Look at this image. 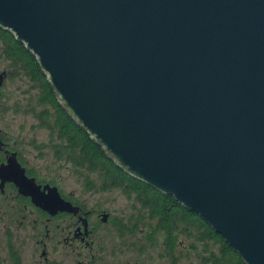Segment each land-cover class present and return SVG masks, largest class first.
I'll list each match as a JSON object with an SVG mask.
<instances>
[{"label":"water","instance_id":"1","mask_svg":"<svg viewBox=\"0 0 264 264\" xmlns=\"http://www.w3.org/2000/svg\"><path fill=\"white\" fill-rule=\"evenodd\" d=\"M0 27L106 157L264 264V0H0Z\"/></svg>","mask_w":264,"mask_h":264},{"label":"trees","instance_id":"2","mask_svg":"<svg viewBox=\"0 0 264 264\" xmlns=\"http://www.w3.org/2000/svg\"><path fill=\"white\" fill-rule=\"evenodd\" d=\"M0 52L36 84L38 94L29 112L37 127L47 130L55 158L70 163L87 190L117 188L142 211L130 225L115 221L120 223V233H132L136 223L138 227L143 223L144 241L159 244L163 253L160 256L169 259L170 264H178V254L185 249L188 254H198L202 263L246 264L198 214L106 157L101 146L59 104L33 54L2 27Z\"/></svg>","mask_w":264,"mask_h":264},{"label":"flooded vegetation","instance_id":"3","mask_svg":"<svg viewBox=\"0 0 264 264\" xmlns=\"http://www.w3.org/2000/svg\"><path fill=\"white\" fill-rule=\"evenodd\" d=\"M9 75L8 68L0 69V167L11 159L16 169L0 172V264H93L102 248L99 238L105 230L119 231L120 223L115 221L121 220L102 205L88 206L72 191H64L51 173L36 164V159L55 158L49 137L42 142L25 141L21 136L23 125H18L16 133L9 131L4 116L21 104L14 99L8 102L5 88ZM18 173L44 193L46 186H55L59 197L76 206L77 212L57 210L49 214L36 206L30 195L19 191L13 180ZM73 253L78 258L75 263Z\"/></svg>","mask_w":264,"mask_h":264},{"label":"rangeland","instance_id":"4","mask_svg":"<svg viewBox=\"0 0 264 264\" xmlns=\"http://www.w3.org/2000/svg\"><path fill=\"white\" fill-rule=\"evenodd\" d=\"M5 67L10 72V78L5 88L8 102L10 104L14 99L15 102L21 103L18 109H10L6 113L4 116L5 125L13 133H16L18 125H23L21 136L25 141L42 142L46 140L49 137L47 130L37 127L35 117L29 112L30 107L34 106L36 102L38 94L36 84L27 78L21 69L6 60L0 52V69ZM34 159H31L32 162ZM44 159H36V164L42 170L51 173L61 183L64 191H72L74 197L87 203L88 206L102 205L112 216L119 218L122 223L127 225H130L137 215L142 214L138 206L117 188L106 191L87 190L83 186L82 178L75 173L70 163L55 158ZM142 228L143 223L139 227L136 223L132 233H120V230L113 231V228L105 230L104 236L99 238L102 248L95 255L96 260L93 264H170L169 259L160 256L163 253L159 244L144 241ZM185 250L179 252L178 264H208L202 263L198 254H188ZM81 258L82 256H79V259ZM73 259L74 263L78 260L74 253Z\"/></svg>","mask_w":264,"mask_h":264}]
</instances>
